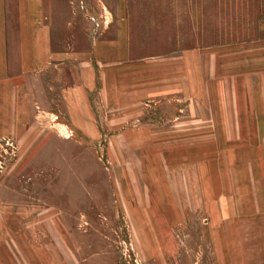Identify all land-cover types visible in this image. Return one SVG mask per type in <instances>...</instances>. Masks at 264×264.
Wrapping results in <instances>:
<instances>
[{
	"label": "rangeland",
	"instance_id": "rangeland-1",
	"mask_svg": "<svg viewBox=\"0 0 264 264\" xmlns=\"http://www.w3.org/2000/svg\"><path fill=\"white\" fill-rule=\"evenodd\" d=\"M114 4L57 25L109 47L91 112L0 140V264H264V0Z\"/></svg>",
	"mask_w": 264,
	"mask_h": 264
},
{
	"label": "crops",
	"instance_id": "crops-1",
	"mask_svg": "<svg viewBox=\"0 0 264 264\" xmlns=\"http://www.w3.org/2000/svg\"><path fill=\"white\" fill-rule=\"evenodd\" d=\"M110 1H114L116 6L124 2V0H0V140L3 138L19 140L27 136L32 122L45 114L60 117L58 113L61 112L68 121H71L72 114L78 112V93L82 97L83 111L91 112L89 108L91 99H88L90 95L86 86L92 88L94 77L99 78L98 72L101 80L102 73L108 72L105 61L109 47L99 40L93 43L91 38V47L80 54L76 49L67 47L63 50L57 49L58 41L61 39L57 34H62V27L57 25L78 24L77 15L75 16L71 9L107 8ZM87 19L81 20L80 23H88ZM114 47L117 50L119 48L117 44L111 48ZM199 68L203 72L204 65L200 63L199 67L196 64V68L191 71L197 73ZM169 71L181 72V79L177 82L176 78L172 77L169 83L174 84L173 88L169 86L162 94H165L164 97H178L179 94L183 101V97L189 96V89L193 88L188 78L190 69L187 64L181 63L177 69L171 66ZM185 73L186 76H183ZM50 77L53 79L52 83H46V79ZM58 80L61 84L57 83ZM84 80L90 82L89 85H84ZM176 87L181 88V91L174 90ZM146 92L148 97H155L156 101V89L152 91L149 89ZM104 94L108 96L105 89L101 91V95ZM50 97H53L52 100ZM56 97L61 98L63 111L58 110Z\"/></svg>",
	"mask_w": 264,
	"mask_h": 264
}]
</instances>
